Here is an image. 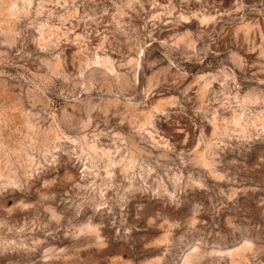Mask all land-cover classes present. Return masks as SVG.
<instances>
[{
	"label": "rangeland",
	"instance_id": "1",
	"mask_svg": "<svg viewBox=\"0 0 264 264\" xmlns=\"http://www.w3.org/2000/svg\"><path fill=\"white\" fill-rule=\"evenodd\" d=\"M0 264H264V0H0Z\"/></svg>",
	"mask_w": 264,
	"mask_h": 264
}]
</instances>
